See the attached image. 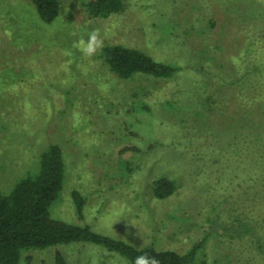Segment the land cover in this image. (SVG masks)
Here are the masks:
<instances>
[{
    "label": "rangeland",
    "instance_id": "rangeland-1",
    "mask_svg": "<svg viewBox=\"0 0 264 264\" xmlns=\"http://www.w3.org/2000/svg\"><path fill=\"white\" fill-rule=\"evenodd\" d=\"M59 1L46 23L29 0H0V191L59 143L66 173L53 218L138 248L184 253L199 242L195 264H264V185L251 177L254 124L264 135V0H122L106 18L88 14L90 0ZM91 29L103 46L181 69L119 78L101 48L88 57L73 47ZM161 177L176 183L163 199L152 187ZM56 254L123 264L89 242L24 250L19 264H56Z\"/></svg>",
    "mask_w": 264,
    "mask_h": 264
},
{
    "label": "trees",
    "instance_id": "trees-1",
    "mask_svg": "<svg viewBox=\"0 0 264 264\" xmlns=\"http://www.w3.org/2000/svg\"><path fill=\"white\" fill-rule=\"evenodd\" d=\"M29 1L34 5L41 21L49 23L58 16L59 0ZM123 6L122 0H90L86 9L91 17L106 18L121 11ZM101 56L110 70L122 79H129L135 74L170 78L181 69L180 66L157 61L142 50L122 44L103 46ZM257 126L253 127L252 132L255 145L251 177L254 188L260 192L264 185V135ZM65 173L66 161L62 146L59 143H50L40 153L38 168L34 173L18 180L9 193L0 191V264H19L24 250L43 249L72 242L101 245L108 251L118 253L123 264H134V259L143 253L155 256L161 264L196 263L203 248V244L199 242L184 253L158 250L154 246L138 248L123 239L94 231L88 225L67 223L53 218L50 207L59 197ZM152 187L154 195L163 199L174 193L176 183L171 178L161 177L153 182ZM72 198L77 214L83 218L85 197L75 190ZM241 221L239 224L242 229L234 232L238 237L250 231L248 223ZM243 222L246 224L245 228L242 226ZM253 240L258 242L259 238ZM56 264H66L60 254H56Z\"/></svg>",
    "mask_w": 264,
    "mask_h": 264
},
{
    "label": "clouds",
    "instance_id": "clouds-1",
    "mask_svg": "<svg viewBox=\"0 0 264 264\" xmlns=\"http://www.w3.org/2000/svg\"><path fill=\"white\" fill-rule=\"evenodd\" d=\"M102 46L103 39L101 38L99 29H91L87 33V40L81 37L73 43L74 48L80 49L88 57L95 55ZM134 264H161V262L155 256H149L147 253H143L134 259Z\"/></svg>",
    "mask_w": 264,
    "mask_h": 264
}]
</instances>
